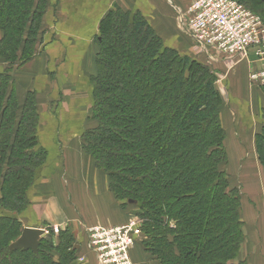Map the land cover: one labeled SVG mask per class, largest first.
<instances>
[{
	"label": "trees",
	"instance_id": "trees-1",
	"mask_svg": "<svg viewBox=\"0 0 264 264\" xmlns=\"http://www.w3.org/2000/svg\"><path fill=\"white\" fill-rule=\"evenodd\" d=\"M35 3H0V58L7 63L18 57L26 62L35 53L39 37L24 40ZM96 43L92 86L99 126L84 134L82 147L109 175L117 199L139 207L147 251L160 264H247L237 261L245 237L242 197L222 169L228 162L222 100L208 67L164 46L140 14L117 5ZM11 85L10 72H0V264H35L30 256L38 257L39 250L30 255L10 246L22 234L18 217L29 206L28 193L47 154L38 141L34 94L20 107ZM256 141L264 168V130ZM67 243L74 249L71 236Z\"/></svg>",
	"mask_w": 264,
	"mask_h": 264
},
{
	"label": "crops",
	"instance_id": "crops-1",
	"mask_svg": "<svg viewBox=\"0 0 264 264\" xmlns=\"http://www.w3.org/2000/svg\"><path fill=\"white\" fill-rule=\"evenodd\" d=\"M191 3L192 0H55L36 58L13 74L18 101L24 103L29 93L38 101V141L47 154L29 191L28 210L18 218L24 228L44 229L47 235L45 228L49 226L59 233L70 230L77 243L75 248L88 258L87 264H98L87 247L89 229L133 220L128 212L130 205L124 206L117 199L109 176L98 169L82 147L85 124L94 103L90 77L98 73L95 43L101 25L118 5L126 12L140 14L166 47L183 53L180 36L197 46L178 24ZM214 57L209 60L200 53L197 58L219 77L215 88L222 100L220 121L226 136L225 150L229 159L242 163L246 171L242 184L252 188L248 194L264 200V168L256 141L264 129V87L251 80L253 73L264 70V61L254 51L239 61L217 54ZM143 239L130 253L132 264H159L146 251Z\"/></svg>",
	"mask_w": 264,
	"mask_h": 264
},
{
	"label": "built area",
	"instance_id": "built-area-1",
	"mask_svg": "<svg viewBox=\"0 0 264 264\" xmlns=\"http://www.w3.org/2000/svg\"><path fill=\"white\" fill-rule=\"evenodd\" d=\"M178 22L180 29L193 38L209 60H214L217 54L239 61L254 51L264 61V21L238 0H192ZM251 80L264 87V70L253 73ZM87 235V247L98 264H132L130 253L143 238L141 223L137 220L91 228ZM80 262L87 264L88 259L83 255Z\"/></svg>",
	"mask_w": 264,
	"mask_h": 264
},
{
	"label": "rangeland",
	"instance_id": "rangeland-1",
	"mask_svg": "<svg viewBox=\"0 0 264 264\" xmlns=\"http://www.w3.org/2000/svg\"><path fill=\"white\" fill-rule=\"evenodd\" d=\"M8 1L9 0H0V3L3 2V4H6ZM238 1L243 2L245 4H250L251 7L247 6V5L246 6L248 8H250L252 11H255L256 14H258L264 21V13H263L264 4L257 5V6L251 5L252 2H256V1L259 2V1H264V0H238ZM53 3H55V0H44V2H41V0L40 1L37 0V3H35L36 9H34L33 21L31 23L25 25V29L29 31V34L28 35L26 34L25 38H24L26 43L33 41L37 36V38L39 37L38 39H40V45H41L43 35L48 30V29H46L47 24H48L46 19L49 20V17H47V16L51 15L49 12L50 11L49 9L51 7V4H53ZM114 7H115V5H114ZM45 8H46V11L44 13ZM38 27H39V29H38ZM35 30L38 32H36L35 35L33 37H31L32 32H35ZM1 35H2V33L0 31V37H1ZM180 37H181L182 41L181 40H178V41H180V45H182V42H183V47L185 48V51H183V53L181 51V53H179V54L181 56L188 55L187 57H190L191 59L196 60L197 62H199V63L203 64L205 67H207V65L204 64V61H202L200 58L199 59L197 58L198 56H200V53H201L200 48L198 46H196L195 44H193L192 41L186 39V37H183V36H180ZM164 42L165 41H163V43ZM95 44L97 47V53H96V58H97V55L100 52V47H99L98 43H95ZM23 46H27V45L24 44ZM23 46H22V48H23ZM164 46H165V44H164ZM175 46L178 47L179 44L176 42ZM33 49L35 51L34 55L30 58V60H28L26 62L21 61L20 60L21 57H18V61H15V62L9 61L8 63L5 62L2 58H0V67L2 66V69L4 72L9 71L10 75L12 76V85L10 86V88L14 90L13 92H14L15 96H16V92H15V88H14L15 85L13 83V74L17 68L24 67L25 65L33 62L34 57L38 53V45L34 46V47L32 46V50ZM3 67H5V68H3ZM206 70L209 73L208 74L206 71L207 75L208 76L210 75L208 79H210V81H213V84L216 87L217 82L219 81L218 80L219 77L216 76V73H213V71L209 67ZM194 71L198 73L199 71H202V70L195 69ZM92 79H93V77H90L91 84H92ZM92 88H93V86H92ZM16 99H17V96H16ZM26 99H27V96H26ZM26 99H25V101H26ZM34 99H35V102L37 103L38 101H36V98H34ZM25 103L26 102L20 103L18 101V104L20 105V107L24 106ZM94 104H95V101L92 105V109L89 112L88 120L85 124V128L87 129V131L96 129L97 126H99V121L94 117ZM221 104H222V102H221ZM21 113H22V109H20V111H19L20 115H21ZM263 124H264V121H263ZM263 127H264V125H263ZM263 130L264 129H262L261 131H263ZM86 132H84V134ZM82 140H83V138H82ZM230 166H235V168L229 169L228 167H230ZM222 169L224 171H226V173L228 175V181H229V183H231L230 184L231 188H237L239 194L242 197L241 208H240V219L244 223V226H243L244 232L243 233L245 234V237H244V243L241 246L242 247L241 252H240V255H239L237 261L238 262L244 261V262H247V264H264V200L258 201L256 198H254V196L252 194H250V192L248 194L249 189H252V188L248 187V185H246L244 183L242 184V181L246 180V177H245L246 171L242 168V163L240 165L236 162V160H234L232 158H230V159L228 158V162L226 163V165H222ZM101 171L107 177L109 176L103 170H101ZM108 178H110V177H108ZM35 183H36V180H35L34 184ZM110 184H111V181H110ZM263 193H264V191H263ZM28 195H29V193H28ZM248 195H249V197L246 198V196H248ZM263 196H264V194H263ZM29 205H30V203H29ZM128 205H130L129 210H128V212L130 214V218L133 220L140 221L139 207L136 205H132V204H128ZM125 208H127V206ZM26 210H28V209H26ZM20 223L22 224L21 229H23L24 224L21 221H20ZM45 229L48 231V235H46V237L42 239L41 245L39 247V254H37L38 257H36V258H38V260H40V264H42L43 260H44V262H47V261H49V262L53 261L54 262V261H59L61 259H66L69 264H82L80 262V258H81V256L84 255V253L78 252L75 247H74V249H76V250H74L72 248L73 245H71L70 243H67V239H70V236H71L73 244H75V245L77 244L74 240L75 237L71 233L70 230H68L67 234L64 235L62 232L59 233L57 231H54L52 229V226H49ZM72 249H73L74 253L73 252L69 253V251H72ZM146 251H147V249H146ZM24 252H26V251H24ZM26 253H29L30 255L33 254L32 251L31 252L27 251ZM0 256L5 257V254H3V256H2V253H0ZM30 257L32 258V260L35 264H38L37 263L38 261L35 258V256L31 255ZM44 262H43V264H45ZM159 264H160V262H159Z\"/></svg>",
	"mask_w": 264,
	"mask_h": 264
},
{
	"label": "water",
	"instance_id": "water-1",
	"mask_svg": "<svg viewBox=\"0 0 264 264\" xmlns=\"http://www.w3.org/2000/svg\"><path fill=\"white\" fill-rule=\"evenodd\" d=\"M133 204V202H129ZM47 235L44 229L36 227H25L22 231L20 238L11 244L10 250H22L32 251L33 253L38 252L41 245V241Z\"/></svg>",
	"mask_w": 264,
	"mask_h": 264
}]
</instances>
